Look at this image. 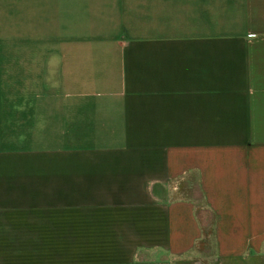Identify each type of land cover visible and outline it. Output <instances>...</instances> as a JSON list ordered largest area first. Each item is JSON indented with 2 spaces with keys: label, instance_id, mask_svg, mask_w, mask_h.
Wrapping results in <instances>:
<instances>
[{
  "label": "crops",
  "instance_id": "1",
  "mask_svg": "<svg viewBox=\"0 0 264 264\" xmlns=\"http://www.w3.org/2000/svg\"><path fill=\"white\" fill-rule=\"evenodd\" d=\"M0 264H264V0H0Z\"/></svg>",
  "mask_w": 264,
  "mask_h": 264
},
{
  "label": "rangeland",
  "instance_id": "2",
  "mask_svg": "<svg viewBox=\"0 0 264 264\" xmlns=\"http://www.w3.org/2000/svg\"><path fill=\"white\" fill-rule=\"evenodd\" d=\"M192 197H196V193H195V191H194V194L192 195ZM198 203H199V202H198ZM198 203H197V204H198ZM202 214H203V216H205V217H204V220H205V222H206V225H205V227H204V230L207 231V230L210 229L209 223H210L211 220H209L208 216L206 215V213H205L204 211H202ZM205 218H206V219H205ZM203 245H206L205 248H204V251H203V253H202L203 256H204V255H207V254H208L207 251H209V249H210V247H211V245H212V242H211V240H210V237H206V238H205V242H204ZM198 246H199V243H198ZM196 249H198V248H196Z\"/></svg>",
  "mask_w": 264,
  "mask_h": 264
},
{
  "label": "trees",
  "instance_id": "3",
  "mask_svg": "<svg viewBox=\"0 0 264 264\" xmlns=\"http://www.w3.org/2000/svg\"><path fill=\"white\" fill-rule=\"evenodd\" d=\"M208 235H209V233H205V232H204L203 240H202V242H199V243H204V242H205V238H206Z\"/></svg>",
  "mask_w": 264,
  "mask_h": 264
}]
</instances>
